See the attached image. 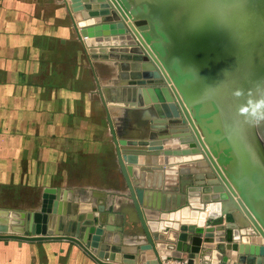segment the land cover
Instances as JSON below:
<instances>
[{
  "label": "water",
  "instance_id": "95a60500",
  "mask_svg": "<svg viewBox=\"0 0 264 264\" xmlns=\"http://www.w3.org/2000/svg\"><path fill=\"white\" fill-rule=\"evenodd\" d=\"M61 1L88 61L117 63L115 101L136 118L115 130L96 86L138 234L121 249L86 203L79 233L48 232L45 189L29 228L3 221L0 240L68 242L96 264L264 262V0Z\"/></svg>",
  "mask_w": 264,
  "mask_h": 264
},
{
  "label": "crops",
  "instance_id": "0c3cea01",
  "mask_svg": "<svg viewBox=\"0 0 264 264\" xmlns=\"http://www.w3.org/2000/svg\"><path fill=\"white\" fill-rule=\"evenodd\" d=\"M116 65L88 61L61 0H0V223L8 222V234L25 232L43 191L54 189L48 232L79 233L76 211L86 203L107 214L105 238L131 248L138 231L124 215L131 202L96 89L115 130L134 125L129 105L115 103ZM0 264L96 263L68 242L0 240Z\"/></svg>",
  "mask_w": 264,
  "mask_h": 264
},
{
  "label": "rangeland",
  "instance_id": "374dc122",
  "mask_svg": "<svg viewBox=\"0 0 264 264\" xmlns=\"http://www.w3.org/2000/svg\"><path fill=\"white\" fill-rule=\"evenodd\" d=\"M116 103L120 104V102H116ZM123 108L124 107H121V105L117 106L118 111H120ZM102 125L103 126L106 125V122L104 121V119L102 120ZM256 131L264 146V119L262 117H259L256 119ZM108 144L111 145L110 143ZM109 152L112 153V150H110ZM110 156L113 158V154H111Z\"/></svg>",
  "mask_w": 264,
  "mask_h": 264
}]
</instances>
